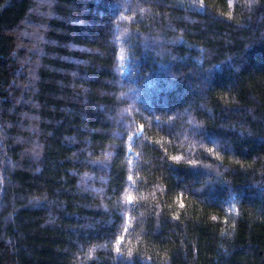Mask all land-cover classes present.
Masks as SVG:
<instances>
[{
    "label": "trees",
    "instance_id": "trees-1",
    "mask_svg": "<svg viewBox=\"0 0 264 264\" xmlns=\"http://www.w3.org/2000/svg\"><path fill=\"white\" fill-rule=\"evenodd\" d=\"M0 264H264V0H0Z\"/></svg>",
    "mask_w": 264,
    "mask_h": 264
}]
</instances>
